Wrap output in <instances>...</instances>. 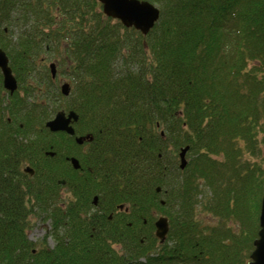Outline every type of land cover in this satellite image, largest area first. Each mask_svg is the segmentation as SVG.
Instances as JSON below:
<instances>
[{
  "label": "trees",
  "instance_id": "trees-1",
  "mask_svg": "<svg viewBox=\"0 0 264 264\" xmlns=\"http://www.w3.org/2000/svg\"><path fill=\"white\" fill-rule=\"evenodd\" d=\"M148 1L161 14L144 34L98 0H0V47L23 90L6 101L0 72V264L251 260L264 195V0ZM64 109L92 136L84 145L45 126ZM39 217L50 230L36 242Z\"/></svg>",
  "mask_w": 264,
  "mask_h": 264
},
{
  "label": "water",
  "instance_id": "water-1",
  "mask_svg": "<svg viewBox=\"0 0 264 264\" xmlns=\"http://www.w3.org/2000/svg\"><path fill=\"white\" fill-rule=\"evenodd\" d=\"M103 4V11L106 16L122 21V23L128 27L141 31L144 34H148L155 23L160 19L161 10L154 3L148 0H98ZM51 75L56 77L57 69L56 64L52 62L50 64ZM0 67L4 77V87L7 88L11 93L17 89V79L14 77L12 68L9 67V58L6 52L0 47ZM62 94L69 96L71 92V85L68 82H64L61 86ZM79 114L74 111L66 113L65 110H60L55 113L54 118L46 121L45 125L50 129L51 132L55 133L58 131L67 132L70 135L75 134V128L72 125L73 122L78 121ZM89 136V135H88ZM86 138H90L86 136ZM85 138V139H86ZM76 141L82 144L84 141L83 137H77ZM180 167L185 168L188 160L186 155L188 153V146L180 149ZM51 155H53L51 153ZM72 165L78 169L80 168L79 159L72 157ZM25 172L34 173V169L30 166H26ZM61 183H65V180H60ZM159 191V189H158ZM97 200V197L95 198ZM121 205L120 208H123ZM260 212V229L258 235L254 240V250L250 255V261L248 264H264V195L261 202ZM169 229L168 219L164 216L160 217L156 221V232L160 241L163 242Z\"/></svg>",
  "mask_w": 264,
  "mask_h": 264
},
{
  "label": "rangeland",
  "instance_id": "rangeland-1",
  "mask_svg": "<svg viewBox=\"0 0 264 264\" xmlns=\"http://www.w3.org/2000/svg\"><path fill=\"white\" fill-rule=\"evenodd\" d=\"M157 6H158V3H155ZM159 7V6H158ZM42 56V55H41ZM48 55L45 54V58H47ZM52 57V55L50 56V58ZM49 63V62H48ZM47 63V64H48ZM50 71V70H49ZM62 77V76H61ZM63 81H67L65 78L62 79V82ZM54 117V115H53ZM77 152V151H76ZM188 159V158H187ZM65 191V189L63 190V192ZM43 216V215H42ZM209 217V216H208ZM210 219V217H209ZM211 220V219H210ZM218 220L214 219V220H211V223L214 224L215 222H217ZM50 224L48 221H46L45 219H43L42 217L39 219H35L34 220V223L33 225L30 227V231H29V237L36 241V242H40L45 235L46 233L50 230ZM54 243V240L53 239H50L49 238V244H53Z\"/></svg>",
  "mask_w": 264,
  "mask_h": 264
},
{
  "label": "flooded vegetation",
  "instance_id": "flooded-vegetation-1",
  "mask_svg": "<svg viewBox=\"0 0 264 264\" xmlns=\"http://www.w3.org/2000/svg\"><path fill=\"white\" fill-rule=\"evenodd\" d=\"M1 73H2V72H1ZM1 75H2L1 78L4 79L3 74H1ZM13 75H15L14 72H13ZM2 86H3L4 90H5L6 101H9L7 97L12 96V94H14L16 91H19L20 94L23 93V90H19L18 85H17V89H15V90L11 93L7 88L4 87V80L2 81ZM6 89H7V90H6ZM4 104H5V103H4ZM4 120L7 121V123L4 124V125L7 127V129L11 128V127L14 126V125H17V124H16V118H11L10 116L6 115L5 118H4ZM75 122H76V121H75ZM75 122L72 123V125L74 126V128H75V125H74ZM20 124H21V126H22L23 123H20ZM0 125H1V129H2V124H1V122H0ZM67 134H68V133H67ZM14 135H15V134H14ZM68 135H70V134H68ZM70 136L73 137V139H74L75 142H76V138H77V137H83V138H84V141H83L82 145H84V144L86 143V141H89L90 139H92V136H90V138H86V136H87V137H89V136H88V135H82V134H76V130H75V135H70ZM85 138H86V139H85ZM85 148L88 150L89 147L87 146V147H85ZM28 165H29V164H28ZM26 166H27V165H26ZM26 166L23 168L24 171L26 170V169H25ZM26 173H27V172H26Z\"/></svg>",
  "mask_w": 264,
  "mask_h": 264
}]
</instances>
